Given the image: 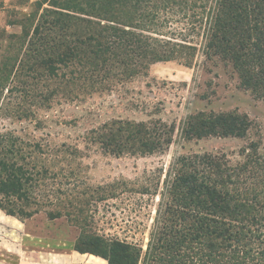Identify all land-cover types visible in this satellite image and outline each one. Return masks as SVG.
<instances>
[{
  "label": "rangeland",
  "instance_id": "rangeland-1",
  "mask_svg": "<svg viewBox=\"0 0 264 264\" xmlns=\"http://www.w3.org/2000/svg\"><path fill=\"white\" fill-rule=\"evenodd\" d=\"M19 1L0 0V131L39 143L43 150L34 162L47 170L33 187L36 204L30 208L38 213L22 219L0 209V264H18L32 249L48 250L43 245L51 237L87 234L131 242L143 255L176 158L204 156L231 176L238 169L242 179L247 172L239 166L249 170L264 158V99L242 86L230 60L201 53L216 0H190L194 15L173 6L159 14L158 34L145 32L187 40L199 49L193 59L155 62L127 78H108V70L76 62L48 75L26 46L36 0ZM230 113L246 116L244 137L180 136L189 116ZM130 124H142L152 140L160 138L159 147L117 153L106 139ZM123 129L117 143L137 146ZM49 212L58 216L51 219Z\"/></svg>",
  "mask_w": 264,
  "mask_h": 264
},
{
  "label": "trees",
  "instance_id": "trees-1",
  "mask_svg": "<svg viewBox=\"0 0 264 264\" xmlns=\"http://www.w3.org/2000/svg\"><path fill=\"white\" fill-rule=\"evenodd\" d=\"M24 3L27 0L18 2ZM34 4L26 46L50 76L76 62L94 71L108 70V78H127L140 69L146 72L155 62L193 59L199 51L187 40L173 42L145 33L156 34L159 14L173 6L194 15L195 2L190 0H36ZM213 9L206 19L201 53L230 60L242 86L264 99V0H216ZM248 127L246 116L235 113L189 116L180 136L244 137ZM122 129L106 139L115 144L117 153L122 148L153 152L159 147L160 138L152 140L142 124L123 129L137 146L120 145ZM42 150L39 143H25L12 130L0 131V209L7 215L25 219L39 212L30 206L36 204L33 187L47 170L39 171L34 162ZM213 163L204 156L176 158L143 255L131 242L97 234L78 236L75 250L99 256L107 264H264V158L252 161L249 170L239 166L247 172L244 179L238 169L231 176Z\"/></svg>",
  "mask_w": 264,
  "mask_h": 264
},
{
  "label": "crops",
  "instance_id": "crops-1",
  "mask_svg": "<svg viewBox=\"0 0 264 264\" xmlns=\"http://www.w3.org/2000/svg\"><path fill=\"white\" fill-rule=\"evenodd\" d=\"M74 243L75 239L51 237L43 245H48V250L32 249L18 264H107L106 260L99 256L78 252L74 248ZM90 255L98 259H92Z\"/></svg>",
  "mask_w": 264,
  "mask_h": 264
}]
</instances>
